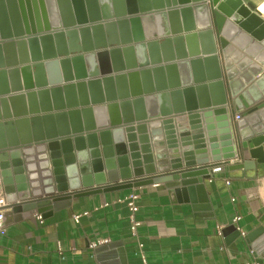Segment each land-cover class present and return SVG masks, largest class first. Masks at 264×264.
Here are the masks:
<instances>
[{
    "label": "water",
    "instance_id": "obj_1",
    "mask_svg": "<svg viewBox=\"0 0 264 264\" xmlns=\"http://www.w3.org/2000/svg\"><path fill=\"white\" fill-rule=\"evenodd\" d=\"M115 2L57 0L55 29L46 0H0V174L16 216L158 184L204 195L205 180L264 164L261 13L242 0H136L106 13Z\"/></svg>",
    "mask_w": 264,
    "mask_h": 264
},
{
    "label": "crops",
    "instance_id": "obj_2",
    "mask_svg": "<svg viewBox=\"0 0 264 264\" xmlns=\"http://www.w3.org/2000/svg\"><path fill=\"white\" fill-rule=\"evenodd\" d=\"M242 1L264 20V0ZM46 2L57 29V0ZM198 45L202 49V41ZM4 57L1 51L0 63ZM233 71L239 80L247 72L236 63ZM2 86L0 79V90ZM222 175L205 180L204 195H173L165 184H158L75 199L45 218L8 212L7 234L0 235V264H143L144 259L147 264H264V254L254 252L249 239L264 245V164H257L256 170L241 169L233 178ZM133 191L140 195L136 232L127 204L119 202ZM75 216L81 217L79 223ZM237 217L246 237L237 236ZM98 240L114 244L103 260L90 248Z\"/></svg>",
    "mask_w": 264,
    "mask_h": 264
},
{
    "label": "built area",
    "instance_id": "obj_3",
    "mask_svg": "<svg viewBox=\"0 0 264 264\" xmlns=\"http://www.w3.org/2000/svg\"><path fill=\"white\" fill-rule=\"evenodd\" d=\"M240 119H241L240 116L235 117L236 121H239ZM224 165H226V164H221V165L214 167L213 168V174H217V173L221 172ZM227 184L229 185L230 182L227 181ZM139 199H140V195L136 191H133L125 199L119 200L120 203L127 204L128 208L131 212L130 219H131V223H132L131 229L133 232H136L138 227L140 226V223L136 219V214H137L138 209H139L138 204H137ZM9 206H10V203L8 202V199H7V193H6V189L4 186L3 177L0 174V235H2V236H5L7 234V214H8V212L12 213V209L9 208ZM104 206L107 207L108 204H106ZM80 218H81L80 216H75V220L77 223H79ZM240 220H241L240 217L235 218L234 224L237 225V230L241 233V236L246 237V233L242 232L240 230V228L238 227V222ZM109 244H110L109 240H98V241L92 243L90 245V248L92 250L96 251V249H98L99 247L109 245ZM143 264H147L145 259L143 261Z\"/></svg>",
    "mask_w": 264,
    "mask_h": 264
},
{
    "label": "bare ground",
    "instance_id": "obj_4",
    "mask_svg": "<svg viewBox=\"0 0 264 264\" xmlns=\"http://www.w3.org/2000/svg\"><path fill=\"white\" fill-rule=\"evenodd\" d=\"M106 3L108 0H105ZM126 8V10L129 12L130 10H135L136 9V0H116L115 2V8H113L112 6L109 5H105V10L106 13L111 12L112 10L114 11L116 9V11H123ZM70 48H72L74 51L79 50L80 49V42H79V37L75 34H70ZM44 75V72H43ZM46 79L47 80V76L45 74ZM161 103H164V109H167V105L165 104L164 100L161 101ZM169 104V103H168Z\"/></svg>",
    "mask_w": 264,
    "mask_h": 264
},
{
    "label": "rangeland",
    "instance_id": "obj_5",
    "mask_svg": "<svg viewBox=\"0 0 264 264\" xmlns=\"http://www.w3.org/2000/svg\"><path fill=\"white\" fill-rule=\"evenodd\" d=\"M56 22H57V23H58V25H59V23H60V20H59V21H57V20H56Z\"/></svg>",
    "mask_w": 264,
    "mask_h": 264
},
{
    "label": "flooded vegetation",
    "instance_id": "obj_6",
    "mask_svg": "<svg viewBox=\"0 0 264 264\" xmlns=\"http://www.w3.org/2000/svg\"><path fill=\"white\" fill-rule=\"evenodd\" d=\"M56 29V28H55Z\"/></svg>",
    "mask_w": 264,
    "mask_h": 264
}]
</instances>
